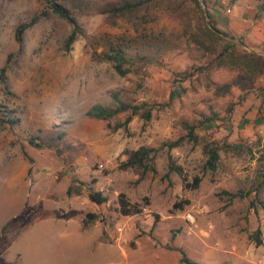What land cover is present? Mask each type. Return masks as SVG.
<instances>
[{
  "label": "rangeland",
  "instance_id": "rangeland-1",
  "mask_svg": "<svg viewBox=\"0 0 264 264\" xmlns=\"http://www.w3.org/2000/svg\"><path fill=\"white\" fill-rule=\"evenodd\" d=\"M54 1L82 29L69 47L71 25L46 1L0 0V264H185L177 249L199 264H264V76L230 64L198 70L211 57L185 28L190 0L150 3L144 16H110L116 0ZM198 1L205 21L209 13L227 39L264 57L258 0ZM115 51L123 75L105 58ZM225 83L230 92L217 95ZM114 95L143 106L125 126L130 111L87 115ZM209 107L215 120L194 130L196 141L159 149L148 170L122 169L127 152L185 136L182 122ZM211 143L220 147L214 169L203 152ZM169 154L181 174L166 175ZM89 190L107 201L96 205ZM121 192L142 211L122 215Z\"/></svg>",
  "mask_w": 264,
  "mask_h": 264
},
{
  "label": "trees",
  "instance_id": "trees-1",
  "mask_svg": "<svg viewBox=\"0 0 264 264\" xmlns=\"http://www.w3.org/2000/svg\"><path fill=\"white\" fill-rule=\"evenodd\" d=\"M44 1H46L50 5L53 12L64 18L71 25V31L65 41L66 46L69 47L71 43L75 41L77 36L82 34V29L79 23L77 22L75 17L70 15V13L63 7L62 4H59L54 0ZM190 1L193 3L192 7L194 15L189 14L185 22V28L187 29L192 42L197 45L199 49L203 50L211 57V59L209 60L210 63H205L204 68H198V70L203 71L204 69H208L213 64H230L234 67H237L248 77L264 76V57L256 54L253 51H245L241 49L237 41L232 37H229L227 39L225 37L227 35L219 31L215 21H213L209 13H207L206 15L208 21H205V17L203 16L202 11L199 7V1ZM202 1L204 3L206 2L205 0ZM258 1L260 2V9L264 10V0ZM150 3L168 7L172 3H174V0H116V2L109 3L105 11L109 13L110 16H115L122 13L139 15L142 11H144L141 15L144 16L146 15L145 13L147 12V8ZM174 13H176V15L180 19L184 18V14L180 13L178 10H174ZM37 19L38 17H33L29 22L19 24L15 29L16 40L20 41L23 31L27 27L35 23ZM220 34H223V36H220ZM105 58L114 62V68L116 69V71H118L122 75L125 74L126 71L121 68L122 63L125 60L122 53H120L119 51H115L113 54L106 53ZM230 87V83L222 84L221 86L216 87L215 93L219 96L228 94L230 92ZM113 97L116 103H114L112 106L94 104L87 110V115L99 119H109L118 113L130 111V115L125 118L124 122L117 124V127H121L125 126L130 121L131 115L137 114L139 109L143 107L142 105L124 102L120 100L117 95H114ZM211 110V107H209V113L200 111L198 114V118L193 123H189L187 121L182 122L184 128L187 130V134L185 136H180L176 140L170 142H164L158 148L140 146L135 150H131L126 153L127 157L120 166L122 167V169L138 167L142 168L143 171H145L151 168L153 157L159 149L166 147L169 151L171 148L177 147L185 138L196 141L198 135L194 132V130L205 125L206 123H211L213 122V120H215L216 114ZM141 117L145 120H149L151 117V110L149 108H143ZM33 139L34 138L30 139V143L34 144L37 147L43 146L42 143L34 142ZM225 146L232 152H239L245 147V145L237 146L230 143H226ZM219 148L220 147L218 146V144L215 143L205 144L203 146V152L207 155L206 165L209 169H214L216 166L217 160L219 159ZM168 160V170L166 172V175H168L169 172L172 171H176L181 174L180 169L173 165L172 156L170 154L168 155ZM199 181V177H194L191 187H197ZM71 190L72 188L68 187L67 193H70ZM76 191L79 192V190ZM88 198L96 205H100L107 201V197L105 195H103L100 191L95 190L88 191ZM117 200L118 210L122 215H134L142 211L139 203L130 202L127 199L126 195L122 192L118 194ZM261 208L264 211V204H262ZM86 216L93 217V214L88 213L86 214ZM258 234L259 229L256 230L254 239L256 240L257 244H260L261 238L258 236ZM177 250H179L181 254V263L199 264L198 262L188 258L183 250Z\"/></svg>",
  "mask_w": 264,
  "mask_h": 264
},
{
  "label": "built area",
  "instance_id": "built-area-1",
  "mask_svg": "<svg viewBox=\"0 0 264 264\" xmlns=\"http://www.w3.org/2000/svg\"><path fill=\"white\" fill-rule=\"evenodd\" d=\"M186 218H187L189 221H193V215H192L191 213H187Z\"/></svg>",
  "mask_w": 264,
  "mask_h": 264
},
{
  "label": "crops",
  "instance_id": "crops-1",
  "mask_svg": "<svg viewBox=\"0 0 264 264\" xmlns=\"http://www.w3.org/2000/svg\"><path fill=\"white\" fill-rule=\"evenodd\" d=\"M97 227H98V226H97ZM85 228H86V227H85ZM100 233H101V237L105 239L106 237L104 236L103 231H102L101 228H100ZM106 241L109 242L108 239H106ZM106 241H105V242H106Z\"/></svg>",
  "mask_w": 264,
  "mask_h": 264
}]
</instances>
